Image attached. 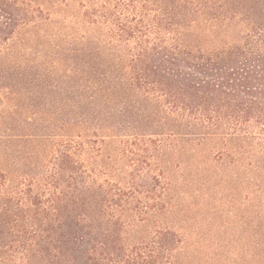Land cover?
<instances>
[{
  "label": "trees",
  "instance_id": "obj_1",
  "mask_svg": "<svg viewBox=\"0 0 264 264\" xmlns=\"http://www.w3.org/2000/svg\"><path fill=\"white\" fill-rule=\"evenodd\" d=\"M219 170L264 264V0H0V264H217L166 223Z\"/></svg>",
  "mask_w": 264,
  "mask_h": 264
},
{
  "label": "rangeland",
  "instance_id": "obj_2",
  "mask_svg": "<svg viewBox=\"0 0 264 264\" xmlns=\"http://www.w3.org/2000/svg\"><path fill=\"white\" fill-rule=\"evenodd\" d=\"M217 164L224 168L221 163ZM219 171L227 182L217 179L219 187L210 192L209 196L204 194V189L195 194L201 183L191 191L187 189L184 195L180 193L177 203L181 211L171 217L166 225L179 229L185 236V248L191 253L196 252L204 263L216 260L217 264H228V171ZM179 186L182 189L184 183H179ZM218 253L221 256L218 257Z\"/></svg>",
  "mask_w": 264,
  "mask_h": 264
}]
</instances>
